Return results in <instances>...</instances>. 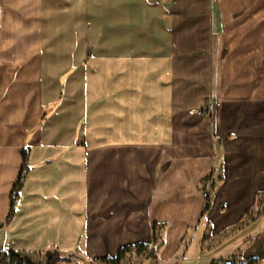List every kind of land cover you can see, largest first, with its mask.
<instances>
[{
	"label": "crops",
	"instance_id": "crops-1",
	"mask_svg": "<svg viewBox=\"0 0 264 264\" xmlns=\"http://www.w3.org/2000/svg\"><path fill=\"white\" fill-rule=\"evenodd\" d=\"M263 194L264 0H0V251L264 264Z\"/></svg>",
	"mask_w": 264,
	"mask_h": 264
},
{
	"label": "trees",
	"instance_id": "trees-1",
	"mask_svg": "<svg viewBox=\"0 0 264 264\" xmlns=\"http://www.w3.org/2000/svg\"><path fill=\"white\" fill-rule=\"evenodd\" d=\"M22 164L17 176L16 181L14 182L11 192H10V210L7 217L9 222L16 212V206L18 199L20 197L21 190L24 186L26 178L31 170L29 163V150L28 148H22ZM156 224L153 225V235L155 238V228ZM138 251H142L147 247V244H138ZM132 246H126L120 248L117 251V254L113 258H105L103 261L107 264H121L122 259L127 251H129ZM153 249V248H152ZM75 258H72L70 255H65L59 252L58 250H49L45 253V259L41 264H58L62 262H72ZM0 264H38L28 255L19 253L15 250H1L0 251Z\"/></svg>",
	"mask_w": 264,
	"mask_h": 264
},
{
	"label": "built area",
	"instance_id": "built-area-1",
	"mask_svg": "<svg viewBox=\"0 0 264 264\" xmlns=\"http://www.w3.org/2000/svg\"><path fill=\"white\" fill-rule=\"evenodd\" d=\"M219 104H220L219 102H216L215 100L210 99L205 102L202 108L196 110L195 112L202 117H207V116L212 115L215 106ZM212 193H213V189H212L211 183H208V185L203 191V196L207 200H209L212 196ZM215 264H258V262L256 260L246 259L242 257H228V258L215 260Z\"/></svg>",
	"mask_w": 264,
	"mask_h": 264
},
{
	"label": "rangeland",
	"instance_id": "rangeland-1",
	"mask_svg": "<svg viewBox=\"0 0 264 264\" xmlns=\"http://www.w3.org/2000/svg\"><path fill=\"white\" fill-rule=\"evenodd\" d=\"M212 186V184H211ZM255 212H264V194L260 197L259 201H258V205L255 209H253V213ZM65 255H70L72 258H75L76 256L73 255V254H65ZM35 262H37L38 264H41L45 258H39L38 256H34V257H31ZM75 261V260H74ZM74 261L72 262H62L60 261L58 264H62V263H74Z\"/></svg>",
	"mask_w": 264,
	"mask_h": 264
}]
</instances>
